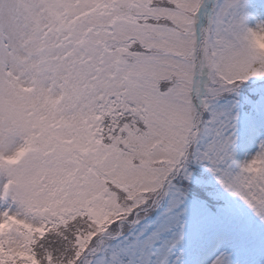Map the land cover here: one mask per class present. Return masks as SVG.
<instances>
[{
    "label": "snow or ice",
    "instance_id": "obj_1",
    "mask_svg": "<svg viewBox=\"0 0 264 264\" xmlns=\"http://www.w3.org/2000/svg\"><path fill=\"white\" fill-rule=\"evenodd\" d=\"M0 264H264V0H0Z\"/></svg>",
    "mask_w": 264,
    "mask_h": 264
}]
</instances>
